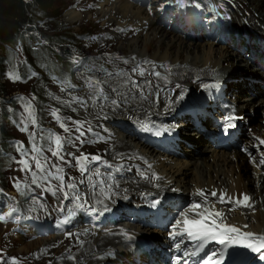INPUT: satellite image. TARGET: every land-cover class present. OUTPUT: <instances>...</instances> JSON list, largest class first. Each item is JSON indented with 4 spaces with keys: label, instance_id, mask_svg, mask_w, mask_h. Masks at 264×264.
Listing matches in <instances>:
<instances>
[{
    "label": "rangeland",
    "instance_id": "rangeland-1",
    "mask_svg": "<svg viewBox=\"0 0 264 264\" xmlns=\"http://www.w3.org/2000/svg\"><path fill=\"white\" fill-rule=\"evenodd\" d=\"M117 1L121 0H116L112 3H107V1L105 2L104 0H51L50 5L47 9L48 14L43 15L42 13H39L38 16L40 17V20H36V22H33V26L28 27L26 31H23L20 41L15 45V47H13V49L9 50L10 53H8L7 50H5L4 52L6 56V67L3 68L2 65H0V75L3 73V75L1 76L2 78L0 77V116L6 112H10V115L17 117L18 121L17 123H11L10 121L7 122V134L15 136L18 142H22L24 148L29 151V156L24 157L23 159L27 160L28 164L31 165L33 171H35L36 168L35 162L31 157L33 155H37L41 159L42 163L47 161V163L45 164V168L46 170L51 171L53 174L47 181H40L38 184H33L31 173L27 170H21L24 165L18 162L22 159L20 151L15 148L10 149V146H7L8 154H2L4 152L3 149H5L6 147V143L4 147H1L2 155L0 154V161H3L4 165H0V173L5 176L4 189H12V191H10L11 194L9 195L13 198L15 205L19 204V211L24 210V212L26 213H32L36 210L39 211L40 209L44 208L57 211L56 208L60 205L62 194L58 192L57 194L53 195L51 191L46 190L48 188L59 190L57 188H60L61 181L53 178L55 176H63L64 185H67L68 183H74L76 185V192H81L82 189L87 190L88 186L87 184H84V181L87 179V181H89L90 183L99 181V178H95L94 176L90 177V174L88 175L86 172V174H82V167H87L91 170H94L96 168V164L89 165L88 160L81 159L80 162L77 163V159L75 158H79L83 155H87L89 157V160L92 156L96 155V157L100 158V161L106 162L107 165H111V167H109L111 172L106 173V175H108L106 178V181L108 183H112L114 181V179H111L109 177L110 173L123 171L121 179H133V182L143 181L142 183L146 185V187H144L145 189H153L155 188V186L161 187L162 185H164V183L162 182L165 181L164 177L157 176L154 173V171H157V163H155V160H153L151 157H148V154L145 151H141V148L137 147L136 150L134 149V151L132 152H115L111 149L113 147L111 134L114 131L112 127L109 126L107 120H115L117 116L121 118L122 116H124L123 114H117L115 115V117H111L110 115L105 116L107 112L102 109L103 116H100L99 119L95 120L89 116V109L92 106L95 107V105L100 101H107L106 103H111L110 105L112 106L114 105L113 109L123 111V107L128 108L127 99H131L132 97L135 99L141 98L147 102H150L151 100H149V98L145 96V89L152 90L155 95L156 93L161 94L159 89H157L160 86L158 82H154V79L151 81L144 80V82H140L142 81L141 79H139L138 81L133 78L138 70L136 72H133L132 69L138 68V66L141 65H136L135 62L138 59L142 60L143 57H147L150 54H140L142 55V57L138 56L136 53L130 55L131 52L135 49L134 45H131L130 47L128 45L122 47V42H119L118 40L114 42L113 40L108 39V36L105 35L106 31L114 34L119 26L124 27L126 25L125 23H128L130 21V19L126 18L124 15L117 16V14L115 13L117 9L115 8V4L118 3ZM123 1L132 6L135 5L133 3L135 0ZM195 2L196 4L198 3V5L201 6L200 4L202 3V1L200 3V1L195 0ZM238 4L244 6L243 3L238 2ZM79 7L81 8L80 10ZM143 11L146 12L145 10ZM242 14H246L247 17L249 16L248 12H246L245 10L242 12ZM152 15L153 14L149 15V17L153 18L154 15ZM133 18L134 19H132V21L139 24L138 20L141 19L143 23V21L145 20V15L142 14L139 19H136V17ZM108 22H111V24H108ZM201 26L202 24L200 25V27ZM65 30L69 32L70 38L64 40V37L60 36V32H65ZM169 32L175 39L182 38L186 40L181 36H177L172 31ZM134 34L142 35V40H144L146 36V32L143 31L142 28H137L133 31L132 34L123 37V40L132 38ZM196 41L198 43H204L200 42L198 38H196ZM32 46L36 48L34 49L35 52H31ZM9 48L10 47H7V49ZM150 51L151 52L149 53H151V55L152 53L154 54V51ZM248 52L249 51H247V53ZM8 54L10 55V58ZM31 55L36 58L37 65L33 67V72L36 75L33 74L26 80L18 79L26 74L29 70V59L31 58ZM241 55L243 58H245L244 53ZM56 57H60V61L63 62L78 63L79 65H81L80 68L82 69V71L77 73L75 76L71 75L69 77L65 75L63 76L64 80L56 79L54 78V76L48 75V70H50L48 72H50L51 74L54 71V69L50 67V65H54L53 62L57 60ZM190 58L191 57L189 55L188 59ZM181 59H186V56ZM13 60L15 61V63L13 62ZM32 60L34 59H31V61ZM22 63L26 64L23 65ZM233 67V70L239 71V68L241 69V67L243 66L239 65L237 62H234ZM57 70L58 69H56V71ZM99 72L102 73L100 74ZM245 73H243L242 75H244ZM149 75L153 76L152 73H149ZM167 75L170 77L172 76L171 73H167ZM156 76H154V78L158 79L162 78L164 75L159 74V76ZM14 77H16V79ZM189 81L193 83L198 82V80H195L194 78L189 79ZM239 81L243 80L240 79ZM95 82H98V84ZM145 82H148V85H146ZM83 83L85 84L83 85ZM78 85H81L79 89ZM85 85L87 86L85 87ZM181 86L183 87L182 84ZM67 87L70 88V90ZM96 87H98V89ZM62 89H64V91H62ZM96 90L99 91L96 93ZM3 92L7 95V97L14 98L13 95L17 94L18 92H20L21 96L14 99L13 102L11 101L12 99H9V101L6 102L5 98H3L6 96L2 95ZM91 94H97L98 97L94 100V98L91 97ZM57 95H59V97L61 98H59ZM168 98L166 99L165 97H163L162 99L166 101L168 100ZM114 102H116L117 104ZM29 103L31 104L30 109L27 108V105ZM65 103L67 105H65ZM63 105H65V109L62 107ZM29 111L31 112V116H29ZM250 112H254V110H251ZM99 113L101 114V112ZM255 114V118H251L250 121L252 123L257 121L261 123L260 119H258V113ZM126 116L129 117V114H127ZM57 118H59V120ZM33 119L35 120V123H31V120ZM75 121L82 122L83 128L86 132V135L80 137L79 140L76 139L79 133L75 131L77 127V125L74 123ZM40 122L42 124L46 123V127L43 128ZM60 122H63L68 128L72 129V131L65 132L64 129L60 127ZM262 122L264 124V120ZM25 124H27V131H22L21 129L25 126ZM47 128L49 130L45 131ZM89 128L91 129V131H88ZM32 133H35L36 145L42 149V151L38 154L32 153L31 151L33 142L29 140V135ZM50 135L52 136V139H49ZM55 135H59L61 137V143L63 146L61 155L64 156V161H61L58 157L52 156L51 151H49V149L55 150L56 148ZM182 135L185 136V132H182ZM186 135L190 137V141L194 146L201 144L200 156L206 157L208 162L212 163L214 158L218 159L221 155L224 154V152L209 150L208 148L210 146H206L203 139L200 136L197 137L196 133L190 134L189 132H186ZM130 138L134 140V138L129 135L127 139ZM81 141L84 142L81 143ZM187 148L188 147L184 146L183 150L185 151L187 150ZM244 148H246L245 145ZM257 151L258 150H256V152ZM187 152L189 154V151H185L186 156L182 158H170V156H168L167 159L160 158L158 160L163 161L166 166L174 168V170L177 168H185L188 173L192 174V177H195L194 172L196 164L199 163L200 160L198 159V162L196 163L197 159H191V156L188 157ZM239 152L244 153L246 157L249 158L250 154L247 150H245V152ZM69 153H72L73 155L69 156ZM154 154H156V158L166 157L163 154L158 155L155 152ZM225 154L231 155V153L228 152H225ZM187 161H192V163L189 164L188 167H186ZM135 164H140V166L144 168V177L140 173L136 172L138 171L139 167ZM53 165H56L57 167L63 169V171L57 172ZM254 168L259 169L260 166L259 168L256 166ZM262 168L264 169V167ZM134 169H136L135 172ZM37 174L41 175V173L39 172ZM87 176L89 177L87 178ZM121 179L115 183V189H120L122 187L123 184L122 182H120ZM17 182H19L20 185L19 190L26 188V190L29 191L31 188L34 192V196L26 198V196L23 197V194H21L20 192H15V186ZM191 182L193 185L196 183L194 180ZM1 184L2 182H0V185ZM118 184L120 185L117 186ZM139 185L141 184L137 183L129 186L131 189L135 190ZM110 188L112 189V186ZM110 188L108 189L109 192ZM114 191L115 190H113V192ZM115 193H117V191ZM135 193L136 192H130L126 196H130L132 199H136L137 193L134 197H132ZM196 193L200 192L196 191ZM120 197L124 198L125 196L120 195ZM5 199L11 200L8 196H6ZM200 202L197 204L201 206ZM41 204L43 205V207H41ZM203 206L208 209L209 202H206V204ZM262 209L264 210V207ZM203 210L206 209L203 208ZM10 226V224L6 225L0 222V264H55L54 256H56V249H58L59 251L61 250L63 253H65L66 244L69 243L68 241H70V239L68 238L64 240L62 239V241L60 239L59 246L57 247L55 241L50 238L28 239L26 236H23L21 234L20 236L18 234H12V232L7 229ZM28 233H30L29 230H27V234ZM30 236L31 235L29 234L28 237ZM21 247H27V249H21ZM36 248H38V250ZM35 251L38 253L40 252V255ZM45 254V257L47 258L44 259L43 257Z\"/></svg>",
    "mask_w": 264,
    "mask_h": 264
},
{
    "label": "bare ground",
    "instance_id": "bare-ground-1",
    "mask_svg": "<svg viewBox=\"0 0 264 264\" xmlns=\"http://www.w3.org/2000/svg\"><path fill=\"white\" fill-rule=\"evenodd\" d=\"M104 1L105 2L107 1V3H112L115 2L116 0H104ZM173 1L175 2L176 0ZM234 1H236L234 5L237 7V9L233 12L234 19H236L235 22L237 24H244L243 20L245 19L246 20L245 25H249L255 28L256 32L258 30L261 31L262 30L260 29L261 24L264 27V0H234ZM117 2L118 3L115 4V8H117L115 13L117 14V16L124 15L126 18H129L130 19V21L128 22L129 24L125 23L126 25L124 24L125 25L124 27L119 26L114 34L110 33L109 31H106L105 35L108 36V39L113 40L114 42L117 40L119 42H122L121 45L122 47H125L127 45L130 47L131 45H134L135 49L131 52L130 55L136 53L138 56L142 57V55L140 54H148V55L150 54L147 57H143L142 60L138 59L135 62L136 65L137 64H141V65L138 66V72H136V75L133 78L138 81L139 79H141L142 81L140 82H144V80L151 81L154 79V82L155 81L158 82L160 88L165 87L164 90H166L167 93H165L164 95H160V94L155 95V93L152 92V90L145 89V96L149 98V100H151L150 101L151 104L141 98L135 99L131 95L132 98L127 99L128 108L123 107L124 108L123 111H118L117 109H113L114 105L112 106L110 105L111 103L109 104L106 103L107 101L106 102L100 101L98 102V104L95 105V107L93 106L91 108L89 107L90 108L89 116L92 117L93 119L97 120L99 119L100 116H103L102 109H104L107 112V113L105 112L106 113L105 116L110 115L111 117H115V115L117 114H123L124 116H122V118L123 117L126 118L127 117L126 115L129 114L128 120L131 118H138L139 122H147L150 119L163 118L165 120L167 119L166 120L167 122H171L170 120L174 121L177 117L182 118L185 116L186 112L184 109L186 108V105L184 106L185 103L183 101L186 100L187 98H188L187 101L190 100V104L192 105V107L194 105H198V108H200L202 105L209 103L213 99V96L210 93L206 92L208 88H206L205 85L211 87L212 86L211 82L214 80L216 81L226 80L227 82H229L231 79H234L236 77L235 73H245V72L246 73L251 72V74L253 75L252 78L254 79H260L262 77L260 73L257 72L252 73V69L248 64V59L246 57L243 58L240 53L230 51L224 46L215 45L211 42L198 43L197 41L188 42L187 40H184L182 38L175 39L170 34L169 31L161 27L159 18L154 16L153 18L149 17V15H151L152 12L155 11L154 9H151L150 11L145 10L146 12H144L143 10H141V8L132 6L127 2H124L123 0ZM160 2L162 4L163 0H160ZM187 2L189 1L184 0L183 4ZM238 2L243 3V5L245 6L244 9L248 12V14L252 18H249L250 16L247 17L246 14L244 15L246 16L247 19L244 18V15L241 13L238 7L239 6ZM223 3L226 4L225 8L229 10L228 6L231 5L230 0H225V2ZM173 7H175L174 3L169 8V10H172ZM231 9L233 10L234 7L233 6L230 7V10ZM244 9L242 10L244 11ZM173 11L174 10H172V13L176 14V12ZM142 14L145 15V20L143 21V23L141 19H139V17ZM231 16L232 15L229 14L230 19ZM133 17L139 19L138 23L140 25L137 24V22L132 21V19H134ZM258 21L259 24H256L258 23ZM108 24H111V22H108ZM137 28H142L143 31L146 32V36L144 40H142V35H138V34H134L130 39L127 38L126 40H123L124 39L123 37L132 34L133 31ZM150 50L154 51V54L152 53L151 55V53H149L151 52ZM189 55L191 57L190 59H188ZM184 56H186V59L182 60L181 58H183ZM234 62H237L239 65L243 67H241V69L239 68V71L233 70ZM139 69L144 70L143 75L140 74ZM149 73H152L153 76L149 75ZM156 73L163 74L164 76L162 78L155 79L154 76H156ZM167 73H171L172 76L171 77L168 76ZM241 76L243 75L241 74L240 76L237 77L240 78ZM193 78L195 80L197 79L198 82L193 83L189 81V79H193ZM145 83L146 85H148V82ZM174 83H182L185 87L188 86L190 88L188 91H186L183 87H173L172 89H170ZM84 84L85 83H83V85ZM80 86L78 85V89ZM86 86L87 85H85V87ZM231 87L234 90L238 89L239 93L244 94L243 97H240L239 99V102H241L240 108L243 109L244 111L254 110L255 113H258L259 115L258 119H260V121L262 122L264 120V101L261 92V86L256 82L249 84V81L247 79L246 80L244 79L243 81L234 82L233 84H231ZM96 88L98 89V87ZM68 89L70 90V88ZM62 91H64V89H62ZM98 91L96 90V93ZM255 92L257 94V98L253 97L252 95ZM57 96L59 97V95ZM163 96L171 97L172 100L165 101L162 99ZM91 97L94 98L95 100L98 97V95L91 94ZM66 103L65 105H67ZM65 105L62 106L64 109H65ZM99 112H101V114ZM251 118L253 119V117ZM109 125L114 127V125L111 124ZM113 131L114 132H112L111 134L112 146H113L111 149L113 151L132 152L134 151V149L136 150V148L139 147L141 148V151H145L148 154V157H151L153 158V160H155V163H157L156 165L157 171L154 172L161 177L163 176L165 180L162 181L164 185L158 188L159 194H172V192H179V191L186 192L187 196L192 201L191 202L192 205L195 204V202H200V199L203 200L199 208H196L195 210H188V217H189L188 219H199L198 215L195 216L196 213L207 214L211 212L205 206H203L206 204V202H209V207H215L213 210L214 212L219 211L220 213L223 214L222 217H218V218L213 217L217 219V221L223 219L225 222H232L233 226L240 229L241 233L251 232L256 234V236L252 238L255 241H260L259 239H257V237H264V210L262 209L264 207V169L261 166L259 168L258 165L259 160L261 158H264V144L261 143V141L264 140V125H261L260 122L257 121L252 123V131L249 135L250 138L244 140V144L246 148H244L243 151L244 152L245 150L248 151V153L250 154L249 158H247L244 153H241L239 151H233L234 153H232L231 155H226L224 153L218 159L214 158L213 162L210 163L207 161L206 157L200 156L201 144L194 146L192 149L187 148V150L185 151H189V154L187 152L188 157L191 156V159L192 158L197 159L196 163L198 162V159L200 160L199 163L196 164V168L194 172L195 177H192L191 176L192 174L188 173V171L185 168H177L174 170V168H170L166 166L163 161L158 160L160 158L167 159L168 156L156 158L155 157L156 154H154V151L150 147H147V145L140 144L139 142L136 141V139L134 140L132 138L127 139V137L130 135V131L126 132L116 127L115 130L113 129ZM184 132L186 134V131ZM165 136H166L165 134L162 136L163 140L165 139ZM252 148H255L256 150H258V148H260L261 150L262 148V150L256 152V150L253 149V152H251ZM208 149L214 151L216 150L211 146ZM157 154L161 155L159 153ZM191 163L192 161H187L186 167H188L189 164ZM255 166L258 167L259 169H255L254 168ZM160 170L165 174H163ZM141 173H143V176H145L144 172ZM193 180L196 182L194 185L191 182ZM133 181H134L133 179L123 181V184L127 186L128 189L131 190V192L133 191V189H131L129 185L140 183L141 184L140 186L146 187V185L142 183L143 181H135V182ZM119 185L120 184H118L117 186ZM116 191H119V189L116 188ZM196 191L203 193V195H201L200 193H196ZM212 192H216L217 196L215 197L211 196ZM103 194L105 195L106 192H104ZM221 194H224L225 197L223 201L220 200ZM244 195H247L249 197L248 201H244L243 199ZM237 200L240 201L239 204L236 203ZM203 208H205L206 210H203ZM223 224L225 223L223 222ZM132 228L138 229L137 226H132ZM83 237H85L86 239L81 238L80 245H78L76 249H72V243L74 242V239L67 244L66 247L67 256H63L62 253L55 248L56 249L55 264H123L124 262H128L127 259L126 260L124 259L125 257H127V255L129 257L130 254L129 253L126 254L124 249H122V245H120V240H121L120 236L118 235L109 236L97 240L95 239L92 240L91 237H89L88 235H84ZM51 239L55 241V244H57L58 247L59 239L55 237H51ZM109 245L113 247L116 246L118 248V251L106 250V247ZM21 249H27V247H23V248L21 247ZM36 249L38 250V248ZM117 255L118 258L116 257ZM45 256L46 254L43 257L44 259L47 258Z\"/></svg>",
    "mask_w": 264,
    "mask_h": 264
},
{
    "label": "snow or ice",
    "instance_id": "snow-or-ice-1",
    "mask_svg": "<svg viewBox=\"0 0 264 264\" xmlns=\"http://www.w3.org/2000/svg\"><path fill=\"white\" fill-rule=\"evenodd\" d=\"M176 2L181 3V5L183 6L184 0H176ZM196 7H199V5H195ZM138 70V68H133L132 71L136 72ZM140 74L143 75L144 74V70L143 69H139ZM156 75H159V73H156ZM98 84V82H95ZM205 87L207 88L208 85H205ZM115 103V102H114ZM27 108L30 109L31 108V104L29 103L27 105ZM55 115V113H54ZM29 116H31V112L29 111ZM59 120V118H57ZM236 119V117L234 116H229L228 117V123L226 124V129H231L234 128L236 125L234 123H232V121ZM31 123H35V120H31ZM77 127L75 129V131L77 133H79V135L76 137L77 140L80 139V137H83L86 135V132L83 128V124L82 122L79 121H75L74 122ZM60 127L62 129H64L65 132H71L72 129L68 128L63 122H60ZM22 131H27V124H25V126L21 129ZM88 131H91V129L89 128ZM163 131L167 132L168 129H164ZM156 135H161V131H156L155 132ZM35 133H32L29 135V140L33 142L32 144V153H40L42 151L41 148H39L36 143H35ZM49 139H52V136H49ZM84 141H81V143H83ZM262 144H264V140L261 141ZM55 145L56 148L55 150L53 149H49V151H51L52 156L58 157L61 161H64V156L61 155V152L63 150V146L61 143V137L59 135H55ZM18 150L20 151V155L22 157V159L20 161H18L20 164L24 165V167L21 169L22 171L27 170L31 173L32 176V183L33 184H38L40 181H47L49 179L50 176H52V172L46 170L45 168V164L47 163V161H45L44 163L41 162V159L37 156V155H33L31 158L34 160L35 162V168L36 170L33 171L31 165L28 164L26 159H23L24 157H28L29 156V151L27 149L24 148V145L22 142L18 143ZM69 156H72V153L68 154ZM75 158V157H74ZM77 159V163L80 162L81 159L83 160H88L89 163L91 162H95L98 161L100 158L96 157V156H92L89 160V157L87 155H83L79 158H75ZM106 163V162H105ZM259 164L264 165V158H261L259 160ZM108 167H111V165H107ZM53 167L56 169L57 172H62L63 169L57 167L56 165H53ZM88 168L87 167H82L81 168V172L82 174L84 172H87ZM41 173V175H38L37 173ZM97 174H99L98 169H97ZM55 179H58L61 181L60 184V191H63L65 188V185L63 183V176H55L53 177ZM82 183V181H81ZM16 187L19 188V182H17ZM67 189H75L76 185L74 183H68L66 185ZM48 191H51L53 195L56 194V189H51L48 188L46 189ZM201 195H203V193H201ZM211 196L215 197L217 196L216 192H212ZM76 200L80 199V196L77 194L76 196L73 197ZM224 194L220 195V200L223 201L224 200ZM64 199L68 200L69 199V193L67 191H64ZM244 201H248L249 197L247 195H244L243 197ZM236 203H240L239 200L236 201ZM156 204H153V207H155ZM41 207H43V205L41 204ZM200 205L199 204H193L192 208L196 209L199 208ZM64 209L62 208L61 211H63ZM107 210V209H105ZM17 211V209L11 205L8 206V212L6 214H0V221H5L6 217H11L13 215V213H15ZM76 213L74 211H71L69 213V218L71 216H74ZM196 215L199 216V219H188V218H184L183 219V228H181L179 231L174 232L173 238L175 239L176 236H187L188 239L193 240V241H197V249L198 250H202L205 246V244L208 241H216L217 243H219L220 245L224 246V248H227L229 246L232 245H236V246H240L246 249H251L253 252H261L262 250H264V237H257V239H259L261 242L259 244H253L248 242L249 240H251L253 237L256 236V234L251 233V232H247V233H241L240 229L236 228L235 226H229L226 224H223L222 222H217V219L213 218V217H222V213H220L219 211L217 212H209L207 214L204 213H196ZM67 222V219L64 221ZM180 224V221H177V225ZM131 238V237H129ZM176 248L179 249L180 248V244L177 243L176 244ZM193 255H195L196 253L193 252ZM220 255H223V252L220 253ZM262 260H264V255H261L260 257ZM179 259V257H178ZM205 264H209L208 261L205 262ZM213 264H218V262H213Z\"/></svg>",
    "mask_w": 264,
    "mask_h": 264
},
{
    "label": "trees",
    "instance_id": "trees-1",
    "mask_svg": "<svg viewBox=\"0 0 264 264\" xmlns=\"http://www.w3.org/2000/svg\"><path fill=\"white\" fill-rule=\"evenodd\" d=\"M51 0H0V64L6 45L14 47L27 25L40 20L39 13L48 14ZM39 17V18H38ZM73 34V33H72ZM65 39L70 38L67 30L60 32ZM58 68H68V62L56 61Z\"/></svg>",
    "mask_w": 264,
    "mask_h": 264
}]
</instances>
